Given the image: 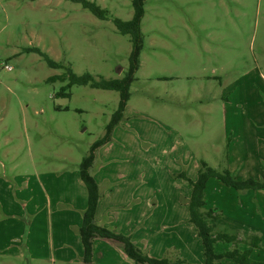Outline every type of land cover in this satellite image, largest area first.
Here are the masks:
<instances>
[{
	"label": "rangeland",
	"instance_id": "rangeland-1",
	"mask_svg": "<svg viewBox=\"0 0 264 264\" xmlns=\"http://www.w3.org/2000/svg\"><path fill=\"white\" fill-rule=\"evenodd\" d=\"M89 1L108 18L72 0H0V177L13 185L40 171L78 170L118 107L115 90L74 84L68 97L57 96L67 79L48 80L67 67L96 79L129 72L130 36L120 34L113 19L132 17V0ZM143 9L129 99L93 169L107 164L104 172L119 178L114 183L124 194L154 205L142 216L149 227L128 233L141 250L202 263L201 240L181 220L182 210L189 216L190 186L176 174L195 179L201 161L219 169L229 152L236 178L264 179V0H143ZM29 47L63 67H49L39 54L24 51ZM104 184L105 192L111 185ZM215 188L208 184L205 208L216 206L222 214L219 229H230L238 212L264 218V188L233 190L236 195ZM17 219L24 226L13 231L0 207V264H77L54 261L52 249L45 254L38 247L36 231L29 237V216ZM261 246L253 259L264 258V241ZM229 248L216 244L217 252Z\"/></svg>",
	"mask_w": 264,
	"mask_h": 264
},
{
	"label": "crops",
	"instance_id": "crops-1",
	"mask_svg": "<svg viewBox=\"0 0 264 264\" xmlns=\"http://www.w3.org/2000/svg\"><path fill=\"white\" fill-rule=\"evenodd\" d=\"M97 158L98 155L96 153V160ZM226 164H228V167L232 170H230L231 173L236 175L233 171L229 152ZM106 165L102 166L101 162H99L96 168L93 169L94 165L92 166V175L98 186L100 187L101 184L105 182L111 185L107 191H101L102 197L98 202L95 213L97 224L123 234L130 233L131 229L140 227L141 224L144 228L140 230L147 229L149 227V222L146 221L144 223L142 221V216H150L154 205L149 202L150 199L145 197L144 200L146 203L142 204L141 196L134 192L133 194H124L122 184L114 183L118 182L119 178L113 180V178H109L107 172H104ZM237 178L245 179L242 177ZM213 179L214 177L209 178L205 184L204 199L206 204L208 184L210 182L212 187H216L215 189L218 193L234 190H231V188H224L221 183ZM13 184L14 183L10 182V180L0 177V207L5 217L10 219L9 227H11L13 231L23 227V221L17 218L19 216L22 217V215L26 213L30 218L28 228L29 237L34 231L37 232L39 235L37 245L44 250L45 254L52 249L51 255L54 257V261L59 263L82 264L83 247L78 235V228L82 223L81 213L87 204V190L80 181L79 171L77 169L40 171L36 174L27 175L26 179L20 184ZM103 186L107 187L105 184ZM233 193L234 195L237 194L236 191H233ZM260 193L261 191L256 192V194ZM247 194L252 196L251 192ZM242 197L243 196H241V199H243ZM169 199L171 201L174 200L177 204L176 196H172ZM157 201L159 202V199ZM211 206L216 208V206ZM157 207H162V204L158 203L154 210H157ZM242 214L243 216L239 218V215ZM245 214L244 212L233 214L230 219V229H222V231L237 232L238 237L241 238L247 233H253L254 230H260L261 239L264 241V218H260L258 214ZM244 218L247 219L245 222ZM187 219L188 216H186L182 210L181 220ZM221 219H223V216L219 219L217 223L218 226H221ZM142 232L144 231L140 233L142 234ZM134 238H136V233L133 235V239ZM140 244H143V246ZM140 244L142 248H146L147 246L146 243ZM27 247H29V245ZM258 250L259 249H253L251 255L254 251ZM258 252L260 253L261 250ZM159 257L160 256H158V258ZM260 258L263 259V256ZM224 262L227 261L222 260L216 264H229ZM91 264L132 263L124 258L122 246H119L115 241L95 239L92 243Z\"/></svg>",
	"mask_w": 264,
	"mask_h": 264
},
{
	"label": "trees",
	"instance_id": "trees-1",
	"mask_svg": "<svg viewBox=\"0 0 264 264\" xmlns=\"http://www.w3.org/2000/svg\"><path fill=\"white\" fill-rule=\"evenodd\" d=\"M80 3L83 8L88 9L93 15L100 19H107V10L101 8L89 0H72ZM133 15L129 20L113 19V23L120 34H128L132 43L130 52V69L126 76L119 79H96L92 74L85 72L81 75L75 74L69 67L60 75H53L48 78L50 81L65 80L67 83L61 87L57 96H69L66 91L70 86L89 85L92 88H101L115 90L119 93V103L116 111L109 120L104 135L98 138L90 146L88 153L82 158L78 166L79 177L87 190V204L82 211V223L78 228V235L83 247L82 264H91L92 261V243L95 239L113 240L121 243L123 256L132 264H216L222 260L229 259L235 264H264L262 260H255L251 257L253 249H261V236L256 233H248L239 238L238 233L222 231L218 228V221L222 214L215 208H205L204 188L207 180L214 177L220 180L228 187H232L238 192L246 190H257L264 188V179L257 180L252 178L237 179L226 165L221 168H213L201 161V167L197 171L195 179L190 178L184 172L176 174L190 186V196L187 202L188 223L195 228V233L201 240L202 245V263H191L185 258L179 256L152 257L141 250L131 239V235L115 232L107 227L98 225L95 220L96 208L102 197V192L92 175V166L96 160V152L99 147L104 145L111 135L113 127L123 118V112L129 99V85L133 80V72L139 66V56L141 51L140 20L143 15V0H132ZM25 52H35L39 54L51 68H62L60 62L51 59L45 52L38 47H29ZM227 160V153H226ZM226 243L231 248L217 252L216 244Z\"/></svg>",
	"mask_w": 264,
	"mask_h": 264
},
{
	"label": "built area",
	"instance_id": "built-area-1",
	"mask_svg": "<svg viewBox=\"0 0 264 264\" xmlns=\"http://www.w3.org/2000/svg\"><path fill=\"white\" fill-rule=\"evenodd\" d=\"M6 68H7V69H9V67H8V66H6Z\"/></svg>",
	"mask_w": 264,
	"mask_h": 264
}]
</instances>
